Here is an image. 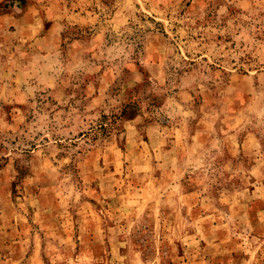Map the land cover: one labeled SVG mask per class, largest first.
<instances>
[{"label": "rangeland", "instance_id": "obj_1", "mask_svg": "<svg viewBox=\"0 0 264 264\" xmlns=\"http://www.w3.org/2000/svg\"><path fill=\"white\" fill-rule=\"evenodd\" d=\"M0 264H264V0H0Z\"/></svg>", "mask_w": 264, "mask_h": 264}, {"label": "crops", "instance_id": "obj_2", "mask_svg": "<svg viewBox=\"0 0 264 264\" xmlns=\"http://www.w3.org/2000/svg\"><path fill=\"white\" fill-rule=\"evenodd\" d=\"M59 236H63V235L60 234ZM58 238H59V237H58ZM89 240H91V239H89ZM114 240H115V239H114ZM47 241H49V242H54V241H56V239H53V240H48V239H47L46 242H47ZM90 243H91V241H90ZM93 244H95V243H93ZM37 252H38V250H37V251H34V253H33V255H32V259L35 260V259L37 258Z\"/></svg>", "mask_w": 264, "mask_h": 264}]
</instances>
